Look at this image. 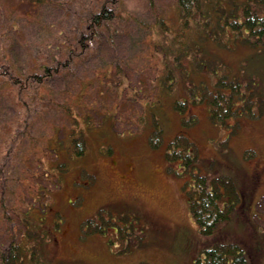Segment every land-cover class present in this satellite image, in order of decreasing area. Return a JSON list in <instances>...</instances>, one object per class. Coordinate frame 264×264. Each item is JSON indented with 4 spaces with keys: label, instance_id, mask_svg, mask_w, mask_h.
<instances>
[{
    "label": "rangeland",
    "instance_id": "obj_1",
    "mask_svg": "<svg viewBox=\"0 0 264 264\" xmlns=\"http://www.w3.org/2000/svg\"><path fill=\"white\" fill-rule=\"evenodd\" d=\"M114 2L0 0V244L20 226L25 245H35L45 264H192L207 237L190 213L191 176L164 153L182 129L174 108L185 94L182 75L210 84L221 69L233 74L230 66L258 78L264 62L254 59L264 54L232 34L229 48L201 40L229 66L212 71L198 54L202 68L192 71L186 62L173 86L166 67H177L182 38L169 39L175 30L164 22H179L177 0ZM104 5L113 6L114 18L89 39L91 18ZM44 64L57 68L38 83L30 74ZM17 75L20 81L11 79ZM193 110L197 122L186 130L202 169L234 177L245 190L239 188L241 203L223 230L251 243L253 234L264 235V113L233 130L230 122H213L207 104ZM155 117L162 124L159 147L149 142ZM79 133L84 154L74 153ZM89 218L106 232L85 225ZM131 225L141 242L128 248L115 232ZM257 257L264 264V253Z\"/></svg>",
    "mask_w": 264,
    "mask_h": 264
},
{
    "label": "trees",
    "instance_id": "obj_2",
    "mask_svg": "<svg viewBox=\"0 0 264 264\" xmlns=\"http://www.w3.org/2000/svg\"><path fill=\"white\" fill-rule=\"evenodd\" d=\"M112 1L116 3L115 0ZM177 7L179 22L176 26L173 27L164 22L166 27L170 26L171 31L175 30L174 35L169 36V39L176 40L180 36L182 38V42H179L180 49L174 54L177 67H166V76L172 81L173 86L180 78L179 67H185L186 62L188 66L189 63L193 66L192 71L202 68L198 54L203 59L209 60L205 64L211 67L212 71H214L213 66L228 65L222 59L213 57L215 54H211L200 42L201 40L229 48V35L232 34L234 35L232 41L238 44L241 42L252 49L259 48V55L264 54V0H177ZM114 15L113 6L104 5L95 12L91 18V24L94 27H91L88 38H94L98 28L108 20H112ZM164 25L161 26L165 28ZM164 34L167 35L166 32ZM196 36L198 39L195 38ZM184 39L187 42L183 41ZM168 40L161 42L162 45L165 46ZM260 57L261 60L254 59L255 62H264V55ZM42 67L40 70L43 72L30 74L38 83L44 81L42 78L52 76L57 68L53 69L46 64ZM229 68L233 74H223L221 69L210 84L206 79L207 82L201 80L197 85V82H191L193 76L182 75V79L186 80L185 94L177 98L174 104V108L181 115L182 129L165 143L164 153L167 161L172 165L179 163L183 169L182 172L191 176L188 190L190 213L200 235L207 237L206 243L192 258V264H257V255L264 253L263 242H261V240L264 241L263 234L260 233V236L253 234L249 243L240 232L223 230L224 226L234 220L235 206L240 202L245 190L237 185L234 177L210 175L202 169V160L197 153L198 147L186 130L188 126L197 122L198 114L193 110V106L201 103L208 105L213 122L221 126L230 122L233 130L239 126L243 118H259L263 115L264 83L261 79L264 68H261L263 75H258V78L252 75L240 76L232 72L233 69L230 66ZM253 74L256 72L254 71ZM14 78L19 81L22 79L20 75L11 79ZM69 112H72L71 108ZM156 117L153 119L154 128H151L149 135V142L153 147H159L164 143L162 124ZM73 137H75L73 139L74 153L84 154L87 147L85 137L82 133ZM239 188L243 191L242 193ZM17 216L24 224L25 217L19 214ZM91 220L89 218L84 224L88 226L91 224V228L95 231L106 232L105 225L95 226V223L92 225ZM127 229L130 231L124 232L119 228L115 233L118 238H126L128 242L126 247L129 248L141 242V231L133 225ZM25 234L27 232L22 227H15L10 239L0 244V264H45L44 257L35 245H25L23 241Z\"/></svg>",
    "mask_w": 264,
    "mask_h": 264
}]
</instances>
